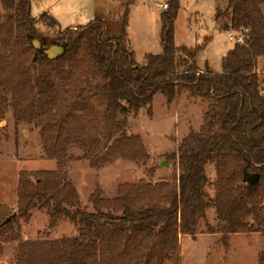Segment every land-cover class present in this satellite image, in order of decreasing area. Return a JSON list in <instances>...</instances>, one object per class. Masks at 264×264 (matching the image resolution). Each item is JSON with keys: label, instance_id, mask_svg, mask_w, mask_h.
<instances>
[{"label": "trees", "instance_id": "obj_1", "mask_svg": "<svg viewBox=\"0 0 264 264\" xmlns=\"http://www.w3.org/2000/svg\"><path fill=\"white\" fill-rule=\"evenodd\" d=\"M135 1L123 3L111 29L101 0L94 18L74 27H62L49 12L33 16L31 0H0V122L9 89L16 124L36 122L45 157L57 162L55 169L20 172L17 214L0 205V247L19 241L17 264H182L181 235L264 232V0L217 3L220 29L250 28L244 42L223 56L219 72L198 62L205 43H176L180 0H166L161 12V52L147 53L139 63L129 38ZM54 45L60 49L51 56L47 50ZM158 92L168 106L182 92L207 103L199 130L190 128L165 158L175 166L172 179L125 182L114 198L97 188L89 199L92 210L85 209L66 170L69 146H85L78 159H95L100 145L91 132L99 121L107 146L114 140L112 127L121 132L126 124L118 115L137 113ZM113 143L123 147L122 157L149 156L137 135ZM208 164L214 165V181ZM255 174L258 179L250 181ZM35 209L45 210L50 228L66 218L77 233L22 240L20 220L28 222Z\"/></svg>", "mask_w": 264, "mask_h": 264}, {"label": "rangeland", "instance_id": "obj_2", "mask_svg": "<svg viewBox=\"0 0 264 264\" xmlns=\"http://www.w3.org/2000/svg\"><path fill=\"white\" fill-rule=\"evenodd\" d=\"M31 10L34 15L43 11L44 4L56 0H31ZM127 0H101V13L110 28L117 24V12ZM166 0H136L131 6L129 30L134 34L140 29L152 41L143 43L142 50L135 51L137 61L144 62V52H161L154 50V43L159 44L161 22L156 10L165 9L160 4ZM180 9L175 26L177 44L190 47L205 43L206 46L198 58L204 65L209 63L215 71L222 70V57L231 49L235 41L229 37V30L220 29L214 21L217 3L225 6L227 0H180ZM78 5L71 0L66 4L65 13H72ZM2 20V19H1ZM227 22V21H225ZM86 22H80V24ZM153 44V45H152ZM130 47L133 49L131 42ZM160 51V52H159ZM203 68V66H202ZM259 72L264 75V57L259 60ZM10 104L12 94L7 91ZM7 106L5 119L0 122V205H6L8 212L17 214V186L20 172L28 170L35 172L42 169H55V159H48L44 154V144L41 130L36 122H20L16 124L11 105ZM206 102L199 98L190 99L187 92H182L176 100L168 106L166 97L158 92L149 106L141 108L137 113L129 110L120 113L117 120L126 118L124 129L119 132L117 124L112 127L114 140L107 146L102 119L96 130L91 134L99 140V156L95 159H78L84 154L82 145L73 144L68 148L66 170L68 177L76 187L82 206L92 210L89 201L92 193L100 188L103 196L114 198L118 194V187L125 182L171 180L175 171L173 162L166 161L169 155L188 133L190 128L199 130L202 124L203 110ZM139 136L149 156L145 159H132L121 156L123 147L112 143L125 137ZM114 144V143H113ZM122 146V144H121ZM207 174L212 181L216 178L214 165L206 166ZM208 191L214 195V188L210 185ZM208 221H215V210L207 212ZM49 217L45 210L35 209L31 219L26 222L20 220L22 240L57 239L73 236L77 229L68 219H62L55 228H50ZM205 231L206 226L202 224ZM182 264H259L260 254L264 256L263 233H237L228 238L221 234L199 233L196 236L181 235ZM19 241L1 244L0 264H17Z\"/></svg>", "mask_w": 264, "mask_h": 264}, {"label": "crops", "instance_id": "obj_3", "mask_svg": "<svg viewBox=\"0 0 264 264\" xmlns=\"http://www.w3.org/2000/svg\"><path fill=\"white\" fill-rule=\"evenodd\" d=\"M70 1L71 0H56L53 3L44 4L43 7H42L43 11L38 13V15L43 13V12H49L59 21V23L61 24L62 27H67V26L74 27V26H77V25H83V24L88 23L90 20H92L94 18L95 11H96V0H73L78 5V8L76 10H73L72 13L67 14V13H65L64 10H65L66 4L68 2H70ZM261 8H262V11L264 13V3L261 5ZM153 12H155V15L158 14V17L160 19L161 11L160 10H156V11H153ZM32 15L33 16H38V15H34L33 13H32ZM80 22H86V23L80 24ZM160 22H161V20H160ZM129 28L131 29L130 25H129ZM160 31H161V26H160ZM129 33H130V36H129L130 42H131V45H132L134 51L142 50V48H140L141 46H143V43H144V42L141 41L142 38H144L146 40L145 42H147V43H150L152 41L151 39H149L148 36H146L145 33L143 34L142 31L140 29H138V28L136 29L134 34H132V32L130 30H129ZM175 41L177 43L176 26H175ZM153 47L155 48L154 50H159V49L162 50L161 38L159 40V44L154 43ZM147 53H153V52H146L145 51L143 53L144 54V58H145V55ZM156 53H158V52L156 51ZM138 62L142 63V61L141 62L138 61ZM204 65L200 64L201 67L202 66L204 67Z\"/></svg>", "mask_w": 264, "mask_h": 264}, {"label": "built area", "instance_id": "obj_4", "mask_svg": "<svg viewBox=\"0 0 264 264\" xmlns=\"http://www.w3.org/2000/svg\"><path fill=\"white\" fill-rule=\"evenodd\" d=\"M163 8L168 7V2L164 1L160 4ZM250 28H242L240 30H229V37L234 39L235 43H243L245 40L246 34L249 32Z\"/></svg>", "mask_w": 264, "mask_h": 264}, {"label": "water", "instance_id": "obj_5", "mask_svg": "<svg viewBox=\"0 0 264 264\" xmlns=\"http://www.w3.org/2000/svg\"><path fill=\"white\" fill-rule=\"evenodd\" d=\"M36 44L38 45L37 42H36ZM59 49H60V47L54 45V46H51V47L47 50V52H48L51 56H54V55L57 53V51H59ZM260 120H261V116L257 119V121H256L255 123H253V124H251V125L249 126L248 130H249L250 128L256 126V125L260 122ZM258 177H259V175H258V174H255V175H253L252 177H250V181H252V182H253V181H256V180L258 179ZM14 215H15V214H14ZM14 215H13V216H14ZM9 219H10V218H9Z\"/></svg>", "mask_w": 264, "mask_h": 264}]
</instances>
